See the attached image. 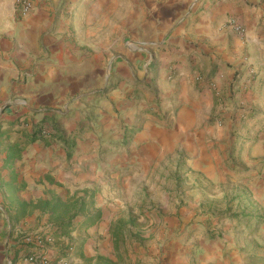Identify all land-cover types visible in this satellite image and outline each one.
<instances>
[{"label":"rangeland","instance_id":"1","mask_svg":"<svg viewBox=\"0 0 264 264\" xmlns=\"http://www.w3.org/2000/svg\"><path fill=\"white\" fill-rule=\"evenodd\" d=\"M189 1L186 11L194 5ZM152 3L159 10L164 1ZM138 7L143 22L148 11H157L148 0H138ZM121 12L123 21L128 19V11ZM122 30L125 46L118 58L107 60L99 95L81 91L69 96L28 128L45 126V133L57 130L60 138L49 146L39 141L28 147L15 163L18 180L30 183L18 194L6 185L11 179L7 170L8 179L0 181V205L9 213L22 201L64 206L50 212L49 225L41 231H15L23 238L53 235L60 224L76 229L100 212V226L109 229V247L119 249L121 264H162L167 251L177 247H220L227 250L225 258L264 264V112L246 97L223 106L203 129L189 134L177 129V112H163L159 92L144 81L122 84L124 79L114 76L116 65L140 47L136 42L151 34L144 24L136 33L123 22ZM234 95L232 91L221 103L233 101ZM38 116L35 112L31 121ZM4 123L0 121V133L8 132L0 136L3 153L18 137L12 122ZM68 141L76 143L74 149ZM53 238V257L73 253L67 237Z\"/></svg>","mask_w":264,"mask_h":264},{"label":"crops","instance_id":"2","mask_svg":"<svg viewBox=\"0 0 264 264\" xmlns=\"http://www.w3.org/2000/svg\"><path fill=\"white\" fill-rule=\"evenodd\" d=\"M153 1L148 0L149 6L157 10ZM163 1L143 22L138 0H36L35 11L24 20L16 15V0H0V121L16 122L9 124L15 130L28 129L69 96L81 91L99 95L107 60L118 58L125 46L123 22L136 33L144 24L151 34L136 42L140 47L116 65L114 76H121L122 84L144 81L159 92L163 112H177V129L187 134L203 129L223 106L246 97L264 112V0H193L191 11H186L189 0ZM121 11H128V19L123 21ZM230 19L243 34L228 27ZM253 69L260 74L257 81ZM232 91L233 101L223 105ZM35 112L40 116L31 121ZM1 147L3 182L9 175L4 168L8 155ZM4 207L0 205V264H25L28 246L15 229L37 233L49 225L50 213L36 209L17 221L16 211ZM79 225L68 237L74 264H121L119 249L109 247V229L100 223L89 229ZM49 249L51 254L56 251ZM225 252L220 247H177L167 251L162 264H244L232 255L225 258Z\"/></svg>","mask_w":264,"mask_h":264},{"label":"trees","instance_id":"3","mask_svg":"<svg viewBox=\"0 0 264 264\" xmlns=\"http://www.w3.org/2000/svg\"><path fill=\"white\" fill-rule=\"evenodd\" d=\"M16 122H12L11 126H16ZM55 130V128L53 127ZM17 139L12 145L8 148L7 152V160L4 163L5 169H11V179L6 183L7 187L12 191L13 194H18L20 191H22L26 186L27 183L23 181H19L18 173L15 172L14 166L17 161H20L23 157L24 152L26 149L39 142L42 141L46 146H49L52 144L54 140L59 139L60 135L57 130L51 132V133H45V126H43L40 131L33 130L30 131L27 129V126H24L23 128L17 129ZM7 131H2L0 133V136L6 135ZM69 145L72 149H74L75 143L72 141V144L70 141L66 143V145ZM69 157L72 155V151L68 152ZM64 206L63 204L55 203L54 205H51L49 201H41L38 204L34 203H28L25 201H22L20 203L19 208L16 211V217L17 221L23 220L27 218L34 210L40 209L41 211H48L49 213L52 211L55 213L60 209V207ZM102 214L99 212L96 215H90L86 217L83 221V227L86 229H89L101 222V216ZM73 227H71V223L69 224H60L54 231H53V237L57 238H68L73 233ZM63 257H65V254H62Z\"/></svg>","mask_w":264,"mask_h":264},{"label":"built area","instance_id":"4","mask_svg":"<svg viewBox=\"0 0 264 264\" xmlns=\"http://www.w3.org/2000/svg\"><path fill=\"white\" fill-rule=\"evenodd\" d=\"M35 9L36 0H16V15L20 20L28 19ZM228 27L235 33H244L243 29L233 19L229 20ZM251 75L254 81H257V78L260 79V74L254 69ZM22 242L28 246L27 252L23 257L25 264H74L71 260V255L53 257L49 253L48 249L54 242L53 235L50 233H38L33 236H27L23 238ZM10 264H12V261H10Z\"/></svg>","mask_w":264,"mask_h":264},{"label":"water","instance_id":"5","mask_svg":"<svg viewBox=\"0 0 264 264\" xmlns=\"http://www.w3.org/2000/svg\"><path fill=\"white\" fill-rule=\"evenodd\" d=\"M109 74H110V71H109Z\"/></svg>","mask_w":264,"mask_h":264}]
</instances>
